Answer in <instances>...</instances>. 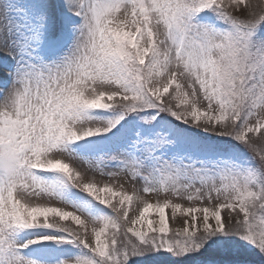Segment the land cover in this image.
I'll return each instance as SVG.
<instances>
[{
  "label": "snow or ice",
  "instance_id": "1",
  "mask_svg": "<svg viewBox=\"0 0 264 264\" xmlns=\"http://www.w3.org/2000/svg\"><path fill=\"white\" fill-rule=\"evenodd\" d=\"M0 264H264V0H0Z\"/></svg>",
  "mask_w": 264,
  "mask_h": 264
},
{
  "label": "rangeland",
  "instance_id": "2",
  "mask_svg": "<svg viewBox=\"0 0 264 264\" xmlns=\"http://www.w3.org/2000/svg\"><path fill=\"white\" fill-rule=\"evenodd\" d=\"M147 199H149L151 202H155V197H153V196H149V197H146ZM53 206H55V205H53ZM171 215V212H170V210H169V216ZM154 219H155V217H153ZM182 225H180L179 223H174V222H172L171 220H170V227L171 228H176V227H181Z\"/></svg>",
  "mask_w": 264,
  "mask_h": 264
}]
</instances>
